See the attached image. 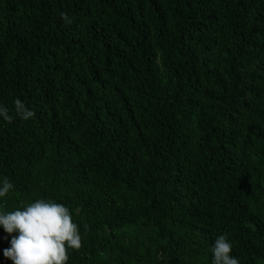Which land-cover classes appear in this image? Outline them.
Wrapping results in <instances>:
<instances>
[{
	"label": "trees",
	"instance_id": "16d2710c",
	"mask_svg": "<svg viewBox=\"0 0 264 264\" xmlns=\"http://www.w3.org/2000/svg\"><path fill=\"white\" fill-rule=\"evenodd\" d=\"M0 106V211L68 207L67 264H264V0H0Z\"/></svg>",
	"mask_w": 264,
	"mask_h": 264
},
{
	"label": "clouds",
	"instance_id": "9594fccd",
	"mask_svg": "<svg viewBox=\"0 0 264 264\" xmlns=\"http://www.w3.org/2000/svg\"><path fill=\"white\" fill-rule=\"evenodd\" d=\"M66 24L72 20L66 13H61ZM15 112L22 120H28L35 113L20 100L14 101ZM0 117L11 123L14 119L9 110L0 106ZM14 187L5 178L0 184V198L6 197ZM0 226L12 235L10 247L3 255L13 264H67L68 249L78 251L82 247V238L78 225L73 222L68 207L62 203L37 199L34 202L11 212L0 211ZM233 245L227 234L216 237L212 252L213 264H239L231 255Z\"/></svg>",
	"mask_w": 264,
	"mask_h": 264
}]
</instances>
